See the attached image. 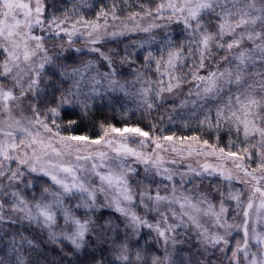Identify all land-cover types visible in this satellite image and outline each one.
<instances>
[{"label": "snow or ice", "instance_id": "obj_1", "mask_svg": "<svg viewBox=\"0 0 264 264\" xmlns=\"http://www.w3.org/2000/svg\"><path fill=\"white\" fill-rule=\"evenodd\" d=\"M48 7L44 0H0V197L8 198L0 199V225L23 221L46 229L50 242L68 241L74 256L86 248L95 249L85 251L86 260L77 256L76 259H68L66 264H78V261L79 264H214L218 259L217 253L224 254L226 264H264V0H158L154 10L141 6L143 16L140 12L129 16L135 23V27L127 29L129 32L149 33L154 28L163 27L154 22L140 27L137 18L146 16L181 24L194 38L189 41L187 49L175 48L170 40H166V55L159 58L154 57L151 51L147 53V59L154 60L160 79L153 88L151 81L137 74V81L142 82L136 91L139 104L145 111L151 110L157 102L163 105L167 96L182 85L192 84L187 92L191 99H184L178 107L191 105L194 111L207 107L203 123L212 127L209 113L214 104L215 126L224 125L230 131L242 134L241 144L244 146L238 151L217 150L207 140L200 141L208 146L207 150L179 147L184 140L198 138L150 137L149 132L139 126L118 128L110 124L99 139L62 134L60 128L64 122L67 121V129H73L89 113L90 102L95 97L109 91L128 94L125 85L116 79L113 58L99 48L89 47L87 51L99 53L109 71L94 72L92 61L75 66L82 58L75 54L82 50L73 47L72 37L77 33L86 35L89 45H97L105 35L115 39L125 33H107L106 19L101 24L80 16L69 24L67 15L64 19H58L54 14L45 18ZM110 12L113 19H119L115 5ZM108 15L109 12L101 8L97 20ZM206 22L211 23L215 30L209 31ZM65 24L69 26L64 27ZM35 29L54 37L63 33L68 38L65 41L68 48L61 44L54 58L45 45L47 37L35 34ZM225 37L231 39L226 40ZM245 43L251 47H244ZM139 47H144V44ZM214 49L222 50V59L227 61L223 67L215 58ZM185 51L193 57L187 77L179 74L186 60ZM131 56L126 52L120 62L129 63ZM207 61L215 67L201 75L200 70L209 67ZM46 68L50 69L48 73ZM54 77L56 79L48 85L53 95L50 101L49 97L44 98V114L36 107L40 103L39 93L44 90L41 85ZM66 82L70 83L66 85ZM24 102L28 103L31 116L23 114ZM17 109L21 110L19 115ZM130 136L141 138L136 141L137 147L131 146ZM148 148L153 150L146 151ZM164 152L176 153L181 159L185 153L188 156L195 153L197 156L216 157L220 164L203 163L198 168L188 165L185 172L179 173L180 184L183 187L185 178L195 184L196 181L203 183L209 177H219L228 184L227 194L221 193L223 199L216 205L209 199L210 190L200 191L198 198L187 194L186 189L179 191L174 180L177 173L166 167V164L177 161L166 160L162 155ZM254 155L259 163L252 168L244 161L252 160ZM229 161L234 169L224 166ZM132 162L143 166V179L148 184L155 177L171 182L168 195H161L159 187L153 195L147 185L141 193L140 203L145 209L160 213L161 221L156 224L149 223L131 208L135 198L130 176H135L138 171L132 167ZM32 174L48 177L58 190L53 192L44 188L39 198L33 193V199L29 200L19 186L32 188V180L26 179ZM241 174L247 179L240 182L250 185L246 201H242L241 191L231 188L233 180H238ZM92 176L99 179L98 186L89 182ZM98 193L104 195L108 201L106 204L97 203ZM74 195L80 197L81 202L75 207L85 210L84 219L65 206V197ZM145 198L152 203L151 209ZM225 200L235 202L238 213L242 212L240 223L235 222V217H232V223L229 222ZM163 204L179 206V213L169 208L176 223H168L167 213L160 211ZM101 207L112 208L125 218L124 227L128 231L122 240L110 239L114 231L111 220L94 218V213ZM57 212L62 214L65 227H71L70 232L57 234L54 230ZM203 217L210 223H202ZM189 225L196 230L199 256L181 261L177 255L176 230L187 229ZM141 227L149 228L162 240V256L153 254L145 258L142 245L136 244L135 250L129 245L130 235L138 237ZM104 229L108 230L107 239ZM233 231L242 233V242H230ZM89 234L95 235V241L87 239ZM21 240L32 252L37 251L39 245L33 240L22 235ZM17 243L16 237L12 236L9 244L0 246V264H10L3 258L9 248L15 254V264H28L16 247ZM109 243L111 247H103ZM230 243H234L231 248ZM147 251L152 253L153 250L149 248ZM179 251L182 253L184 250ZM61 252L64 257L69 256L63 248ZM106 252L109 256L105 255ZM174 255L176 259H173ZM35 264H40L39 259ZM61 264H65L63 259Z\"/></svg>", "mask_w": 264, "mask_h": 264}, {"label": "rangeland", "instance_id": "obj_2", "mask_svg": "<svg viewBox=\"0 0 264 264\" xmlns=\"http://www.w3.org/2000/svg\"><path fill=\"white\" fill-rule=\"evenodd\" d=\"M67 1L71 2V3L76 1L77 3L84 4V3L91 1V0H67ZM44 3H45V5L49 6L44 13L45 18L54 14V15H56V17L58 19H64L63 16H61V13H64L65 10L60 6V4H62L61 2L58 4L53 0H50V1L44 0ZM141 16H143V14H141ZM137 20H138L140 27H145L149 23H153V22L156 24H159V25H163V27L154 28L149 33L140 32L138 30L129 32L127 29L135 27V23L130 19L129 20L119 19L117 21L114 20V21L107 22V25H108V27L106 29L107 33L110 34L113 31H116V32L124 31V33H125L124 35L117 36L115 39L111 38L110 35H105L100 44L89 45L86 42L88 39V37L86 35L81 36L79 33H77L76 35H74L72 37L73 42H74L73 47L74 48H80L82 50L81 53L75 54V55L80 56L84 59H86V56H85L86 54H92L91 52L90 53L87 52V48L96 47V48H99L101 51V49L103 48L105 43L110 42L111 40H112L111 42L120 41L126 45V46H124V49H126L127 47H130L127 51H125V53L128 52V53L132 54V56L129 59L130 63L134 62L138 55L139 56L142 55L144 57V60H145V62H143V63L147 62L146 63L147 67L150 68V72L148 73V76H145V70H144L145 68L141 69L140 71H138L136 68H132V72H130V75H128L127 73L121 72V71H117L116 79L120 83L125 85V90L128 94L125 95V92H123V91H115V92L109 91L106 94H102L98 97H95L93 99V101L90 102L91 105H94L93 103H95L96 101H102V100H109L110 101L115 96H119V97H122V99H121L122 103L130 109H132V108H144L142 105L139 104L138 98L136 96V91L141 86V83H142V82L137 81V79H136L137 74L138 73L142 74L144 80L151 81L152 82L151 86L153 88L156 87V82L160 79L159 75L155 71V62H154V60L150 61L147 59V53L149 51H151L153 53L154 57L159 58L161 55H166V52H167V47L165 44L166 40H170L171 45L174 46L175 48H184V49L188 48L189 41L194 40V38L189 36L187 31H185L183 29L181 24L170 22L167 20H153L152 17H146V16L143 17V19L138 17ZM96 22L104 24V22H100V21H96ZM70 23H72V21L69 20V24ZM69 24H65L64 27H68ZM125 25L127 26V28H125ZM206 26L208 27L209 31L215 30L214 26L211 23L206 22ZM78 27H80V26L78 25ZM81 31L86 32V29L81 28ZM102 31H105V30L102 29ZM34 32H35V34L45 35L47 37V39L45 41V45L49 49V55H52L54 58L59 53L61 44L64 45L65 49L68 48V45L65 43V41L68 38L63 33H61V35L59 37H54L53 35H51L49 33H41L39 29H35ZM177 35H179L178 40L176 39ZM182 39H183V43L181 42ZM224 39L228 40L231 38L225 37ZM140 44H144V47H139ZM244 47L250 48L251 45L248 43H245ZM214 51L216 52L215 58L220 61L221 67H223L227 63V61L222 59V56H223L222 50L214 49ZM233 51H235V49ZM65 54H67V53H65ZM183 54L186 56V60L183 62V67H182L179 74L187 77L190 74L189 70L192 67L193 57H189L187 55V51H185ZM0 59H2V57H0ZM89 61H92L93 64L95 65V68L93 70L94 72L97 70L100 73L109 71V70L105 69L106 61H104L103 58L100 57V55L98 58H93V59L90 58ZM84 63H87V62H84ZM206 64L209 65V67H206L205 69L200 70L201 75L205 74L207 71H210L215 67L214 65H212L211 61H207ZM47 70H48V72L50 71L49 68H46V71ZM70 70H71V68H69V71ZM68 83H70V82H68ZM192 87H193L192 84L182 85V87L180 89H178L176 92H174L173 94H171V96H167V94H166L167 98L165 99V101H173L175 103V105H179L181 103V101H183L184 99H191V98L187 97V92ZM181 109L185 110V112L187 111L186 114H184L183 116L175 115V116L171 117V119L176 118V119H180V120H182V119L183 120H190L193 117L195 119H200L207 112V107L204 109H199V110L194 111L193 108L191 107V105H189L188 107H185V108H181ZM20 112H21L20 109L16 110L17 115H19ZM214 112H215V105L213 104L212 105V112L209 113V120H211L212 117L215 118ZM23 114L25 116H31V113L29 111V105L27 102H24V104H23ZM185 122H187V121H185ZM157 134H158V132H156L154 134V136L156 137ZM139 139H141V138L135 137V136L128 137V140H129L132 147H137L136 141ZM161 142L162 143H168L165 141H161ZM178 146L183 147V148H188V147L204 148L205 150H207V147H208V146L201 144L199 140H194V141L184 140ZM93 147H96V146H93ZM145 150L146 151H152L153 149L148 148ZM162 155H164L166 160L175 159L177 161V163H175V164H172V163L166 164V167L172 169L174 172L177 173L176 176L174 177V180L176 182V187L179 191H185V189H186L187 194H190V195L198 198V193L200 191L208 192L210 190L212 194L209 196V199H211L213 204H216V205H218L219 201L221 199H223V197L220 194L221 193H224L225 195L227 194L228 184H227V182H225L223 179H221L219 177H209L208 179L204 180L203 183L196 181L195 184L189 183L187 178H185V182H184L183 187H181V184H180L179 173L185 172L187 170L188 165H191L194 168H198L203 163H209L212 165L220 164L221 161L219 159H217L216 157H205L203 155L197 156V155H195V153H193L192 156H188L185 153L184 158L181 159L180 155H178L176 153H172V152H164V153H162ZM224 166L228 169H234V166L230 161L225 162ZM132 167L136 168L138 171H137V174L135 176H130V183L132 184L134 198H135V203L131 205V208L133 211H135L137 213V215L141 216L144 219H147L149 221V223L156 224L158 221H161L160 213L157 211H151V210L145 209L144 205L140 203L141 193L143 192L145 185H147L148 191L153 195L155 194L157 187H159V191H160L161 195H168L171 191V182L162 180L160 177H155V179L152 181V183L148 184V181H145L143 179V177H144L143 166L132 162ZM234 175H235V171H234ZM26 179L32 180V182H33L32 188H23V185H20L19 187L22 188L23 194L27 195L29 200L33 199V195H32L33 193H34L36 198H39L44 188H48L49 191H53V192L58 190L57 186L53 185L51 180L48 177L36 176L35 174H32L31 176H26ZM246 179L247 178L243 177L241 174L239 179L233 180V182L231 184V188L233 190H239L242 192V197H241L242 201L247 200L248 189H249L250 185L242 183L240 181L246 180ZM89 182L92 185H96V186L99 185V179L95 176H92L90 178ZM137 183L140 184L139 187L136 186ZM0 199L7 200L8 198L7 197H0ZM80 202H81V200H80L79 195L65 197V206L70 208L77 217L84 219L85 210L83 208H76L75 207V205L77 203H80ZM107 202L108 201L105 200L104 195L102 193L97 194V203L98 204L104 205ZM145 203H147L149 205V209L152 208V203L150 201H147L146 198H145ZM225 205L228 208L227 215L229 217V222L232 223L233 222L232 217H235V222L237 224L240 223L242 220V212L238 213V211L235 207V202L225 200ZM170 207L172 209H174L175 211H177V213H179L180 209H179L178 205L169 206L167 204H163L160 207V211L167 213L168 223L174 224V223H176V221L172 218L171 211L169 210ZM6 208H7V205H6ZM102 210H105L107 212H112V213H115L116 215H119L121 220L124 223H126L125 218L123 216H121L119 213L115 212L112 208H109V207H101L97 212L94 213V218H98L97 214L99 212H101ZM13 219H15L14 216H13ZM201 222L206 223V224L210 223L208 221V218H206V217H203L201 219ZM5 225L15 227L19 230L22 229V231L26 228H31L34 231H42V232L48 234L46 229H41L36 225H29V224H27V222H23V221H20L16 224L5 223ZM161 226H163V224ZM3 227H5L4 224L0 225V229H3ZM250 227H251V225H250ZM54 230L56 231L57 234H59L61 231H69V232L71 231L70 226L65 227L64 222H63V217H62V214L60 212H57V224H56ZM126 231H128V230L126 229ZM104 232H105V230H104ZM180 237L185 238V242L187 241L186 239H190L191 241L198 243V239L196 237V230L191 225H189L187 227V229L177 228V230H176V239L178 241V243L176 245L177 255H178V249H179V245H180V239H181ZM241 237H242V233L233 231V234H232V236L229 237V240H230V242H234L236 240H241ZM87 239H89L91 241H95V235L89 234ZM191 241L189 243H191ZM241 242H242V240H241ZM63 243L70 245L69 242L66 240L63 241ZM131 243H133V244H131ZM4 244H7V242L5 241L4 243L0 244V246H2ZM51 244L56 245L57 243L51 242ZM129 244H131L130 246L133 248V250H135L136 244L142 245L144 248L143 254H144L145 258H148L150 255H153V254L162 256L163 252H164V249L162 247V240H160L156 236L155 232L151 231L147 227H141L139 234H138V237L130 235ZM151 244H153L155 246V250L152 248L153 246ZM58 245H61V243L58 242ZM198 245H199V243H198ZM233 246H234V243H230L229 247L231 248ZM149 248H151L153 250L152 253H149L147 251ZM253 250H255V249H253ZM198 252H199V250H198ZM216 255H217L218 259H216L215 261H219L221 263L226 264V261H224V254L223 253H217ZM179 257H180L181 261L188 259V258H194V256L191 253L180 254ZM173 259H176V255L173 256ZM6 261L14 262L15 260L13 258V259H9Z\"/></svg>", "mask_w": 264, "mask_h": 264}, {"label": "trees", "instance_id": "obj_3", "mask_svg": "<svg viewBox=\"0 0 264 264\" xmlns=\"http://www.w3.org/2000/svg\"><path fill=\"white\" fill-rule=\"evenodd\" d=\"M53 1L58 4L60 2L62 3L60 6L65 11L64 13H61V16L64 18L65 15H67L70 18L69 20L72 22H74L75 19H78L80 16H83V18L87 21L105 22V19L107 22L114 20L117 21L119 19L129 20V16L133 13L140 12L143 14V8L141 6L144 8H153L154 10V5L158 2V0H91L84 4H80L76 1L72 3L68 2L67 0ZM113 5H115L116 16L119 17V19H113L111 16L110 9L113 7ZM101 8H103L106 12H109V15L107 18L100 17L99 20H97ZM176 39H179V35L176 36ZM111 41L105 43L101 51L113 58V66L116 67L117 71H121L130 75L132 68H136L138 71L145 68V76H148L150 68L147 67V62L143 63L145 60L142 55H138L136 60L132 63H130V61L129 63H121V57L130 47L124 49V46H126L124 43L120 41ZM181 42L183 43V39ZM85 56L86 59H79L76 66L83 64L84 62H88L90 58H98L99 53L86 54ZM105 69L109 70L107 66ZM46 73H48V70ZM54 79L56 78L54 77L49 79L41 85L44 90L39 93L40 103H38L36 106L44 114H46L44 98L47 96L49 97L50 101L53 93L48 85H51ZM67 84L69 83L66 82V85ZM55 95L58 98L59 92L55 93ZM121 99L122 97L115 96L110 101H96L93 103L94 105H91L89 113L85 115L82 120H79L73 129H67V121H65L60 128L61 133L64 135L80 134L93 139H99L103 137L107 126L111 124L118 128L125 126H139L145 131L149 132L151 137H155L154 134L156 132H158L156 136L161 137L166 135L173 136L174 138L197 137L199 141L207 140L208 144L217 148V150L219 148H224L226 151H238L239 148L244 146L241 144V140H243L242 134L238 135L234 132V130L230 131L229 127L224 125H221L219 128H217L215 126L214 117L209 120V122L213 125L212 127H208L206 123H203L204 116L200 119H195L193 117L190 120H180L176 118L171 119V117L175 115L183 116L187 112L178 107V105H175L173 101H164L163 105H160L159 102H157L153 109L145 111L144 108L130 109L122 103ZM49 106H51L50 103ZM244 163L254 168L257 166V163H259V160L257 156L254 155L252 160L246 159ZM97 217H104L105 219L111 220L113 222L114 231L111 233L110 239L119 241L124 238V234L126 232L124 227L125 223L121 220L119 215L102 210L97 214ZM4 226L5 227H3V229H0V244L4 243L5 241L8 244L11 241L12 236H15L18 241L16 246L29 264H35L36 260L38 259L40 264H61L62 259L66 264L68 259H76L77 256H79L80 260H86L87 257L85 256V251L90 252L95 250L94 248H86L84 251H81L80 253H77L76 256H74L70 251L71 245L66 243H61V245H58V243L56 245L51 244L48 239V234L42 231H34L31 228H26L22 231V229L19 230L15 227L5 224ZM104 230L105 238L107 239L108 230ZM21 235L26 237L28 240H33L37 245H39L36 252H32L24 243V241L21 240ZM180 238L178 255L191 253L194 257H198V250L200 248L198 243L191 241L190 239H186L187 241L185 242V238ZM190 241L191 243H189ZM151 245L155 250V246L153 244ZM103 247H111V244L109 243L103 245ZM62 248L69 252V256H63V253L61 252ZM180 249H183L184 251L181 253L179 251ZM105 255L109 256V253L106 252ZM13 256L14 254L11 252V248H9L8 253L5 254L3 258H5V260H9L13 259ZM14 263L15 261L11 262L10 264ZM214 264L225 263L214 261Z\"/></svg>", "mask_w": 264, "mask_h": 264}]
</instances>
